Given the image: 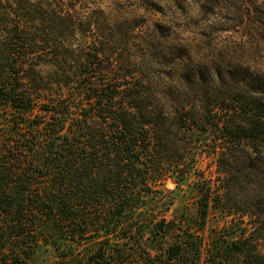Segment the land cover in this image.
<instances>
[{
	"label": "trees",
	"instance_id": "16d2710c",
	"mask_svg": "<svg viewBox=\"0 0 264 264\" xmlns=\"http://www.w3.org/2000/svg\"><path fill=\"white\" fill-rule=\"evenodd\" d=\"M100 26L85 0H0V104L11 111L2 145L0 264H32L45 223L65 242L97 238L89 254L51 264H199V247L188 239L157 246L172 224L153 188L162 175L158 147L172 130L186 135L202 122L217 135L215 149L264 154L262 74L232 62L216 67L202 121L186 107L168 113L158 95L140 90L136 73H123L105 55L111 36L92 37L93 55L77 52L76 38ZM230 246L236 256L250 248L245 239Z\"/></svg>",
	"mask_w": 264,
	"mask_h": 264
},
{
	"label": "rangeland",
	"instance_id": "374dc122",
	"mask_svg": "<svg viewBox=\"0 0 264 264\" xmlns=\"http://www.w3.org/2000/svg\"><path fill=\"white\" fill-rule=\"evenodd\" d=\"M85 1L101 26L76 38L77 52L93 55L88 46L92 37L111 36L115 42L105 43V55L113 54L123 73H136L145 84L140 90L158 95L168 113L186 107L202 121L216 67L228 69L232 62L264 76V0ZM10 113L8 105L0 104V174ZM200 125L186 135L172 130L170 142L158 147L162 175L153 188L161 204L169 206L166 215L172 224L171 235L158 236L157 246L188 239L199 247V264H264V154L238 146L223 153L211 139L217 135L207 134V124ZM53 231L46 223L39 229L32 264L86 255L97 246V238L77 245L55 238ZM146 237L153 238L152 233ZM237 239L250 246L244 256H236L230 246Z\"/></svg>",
	"mask_w": 264,
	"mask_h": 264
}]
</instances>
